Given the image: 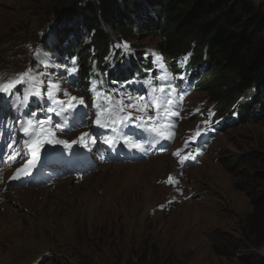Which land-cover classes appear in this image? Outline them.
Returning <instances> with one entry per match:
<instances>
[{"label": "rangeland", "instance_id": "rangeland-1", "mask_svg": "<svg viewBox=\"0 0 264 264\" xmlns=\"http://www.w3.org/2000/svg\"><path fill=\"white\" fill-rule=\"evenodd\" d=\"M75 1L84 2L0 0V69L23 67L22 57L6 60L10 51L22 49L24 38L38 40L47 29L60 27L56 13ZM130 39L139 48L161 50V39L149 31L137 29ZM60 86L68 90L67 84ZM85 99L92 108L91 99ZM184 100L190 117L181 126V138L199 121L198 106L211 99L199 91ZM92 115L93 110L87 117ZM253 117L252 123L226 130L205 158L184 172L170 156L152 154L146 163L104 165L84 179L49 188L0 187L5 199L0 264H244L242 258L264 263V243L257 245L245 230L252 213L254 159L264 156V114ZM137 168L150 172L139 175ZM170 174L184 176L183 185L165 188L162 182ZM19 190L26 195L16 201L10 195Z\"/></svg>", "mask_w": 264, "mask_h": 264}, {"label": "trees", "instance_id": "trees-1", "mask_svg": "<svg viewBox=\"0 0 264 264\" xmlns=\"http://www.w3.org/2000/svg\"><path fill=\"white\" fill-rule=\"evenodd\" d=\"M79 1L84 2L79 5L75 1L56 13L61 26L55 27L60 40L76 36L66 51L72 55L79 49L84 74L88 73L87 60L92 52L97 58L109 53L113 34L127 40L135 29H140L159 36L166 62L192 54L196 71L201 68L203 72L198 89L218 102L220 115L238 100H244L240 105L242 119L236 128L254 121L255 101L264 114V0ZM22 42V49L10 51L14 53L6 58L8 62L21 58L25 45L31 43L26 38ZM246 106L251 107V113L246 112ZM254 162L252 213L246 217L245 230L249 229L260 246L264 243V156ZM241 262L250 261L242 258Z\"/></svg>", "mask_w": 264, "mask_h": 264}, {"label": "snow or ice", "instance_id": "snow-or-ice-1", "mask_svg": "<svg viewBox=\"0 0 264 264\" xmlns=\"http://www.w3.org/2000/svg\"><path fill=\"white\" fill-rule=\"evenodd\" d=\"M51 38L54 44L56 38L54 35ZM113 47L121 49L124 53L131 51L127 42L118 43ZM152 55L154 57L152 63L159 71V75L145 81L148 89L146 94L133 95L119 89L110 91L103 88L104 81L98 77L89 80L88 91L94 94L93 107L96 109L94 123L101 129H110L114 134L103 139V143L110 147L122 141L132 150L147 153L161 141L174 139L175 124L173 120L179 116L180 102L184 96L179 84L175 81H182L184 77L169 71L161 56L155 53ZM105 60L108 61L109 57H105ZM178 63L182 65L183 62ZM41 68L50 69L51 59L37 54L36 68H28L13 76L0 77V81H6L0 82V94L6 97L4 103H10L18 113L27 109L30 98L35 97L40 102H48V106H41L39 111L60 117L58 123L52 121L51 115H46L45 119H36V112L28 113V118L22 121L18 117L20 131L26 139L19 141L12 138L10 142L5 143V149L10 150L6 152L7 161L17 163V158L25 154L28 159L20 168L16 169L10 179H19L22 175H30L28 169L35 165L39 151L45 144H58L63 145L65 149H71L74 144H80L87 148L89 143L91 145L97 143V138L87 132L81 133L77 139L72 141L59 139L55 135L57 129L71 131L72 128L68 127L69 117L74 116L78 105H85L82 96L72 95L60 86L63 76H75L79 72L77 58L72 57L70 63L65 64L59 73L44 72L41 71ZM92 72L96 73L95 62H93ZM133 82L135 81L129 83ZM18 86H24V91L19 95L17 94ZM61 96L65 98L62 99ZM199 111L197 109V112ZM202 123L207 124L209 121ZM133 124L136 129L150 133L151 137L147 141H142L136 138L135 133L128 134L123 131L124 128ZM9 135L12 136L11 129ZM202 135L203 131L197 130L192 139H198ZM117 136L120 137L119 140L116 138ZM190 143L191 141H185L184 148H188ZM164 150L166 149L162 146L161 151ZM181 152L182 149H178L173 155L178 158V165L184 166L186 161L194 160L196 155H199L200 149H197L195 154L187 152L185 155H181ZM166 183L178 185L179 181L169 175Z\"/></svg>", "mask_w": 264, "mask_h": 264}, {"label": "bare ground", "instance_id": "bare-ground-1", "mask_svg": "<svg viewBox=\"0 0 264 264\" xmlns=\"http://www.w3.org/2000/svg\"><path fill=\"white\" fill-rule=\"evenodd\" d=\"M34 106L35 105H33L32 106V108H34ZM150 162V161H149ZM139 164H141V163H139ZM142 168V167H141ZM141 168H137V170H138V173H139V175H141V174H143L144 172H150L147 168H143V169H141ZM59 174H56V175H51V176H47V175H44V176H37V180H35L34 182L35 183H32V184H37V182H44V181H48V179H53V181H56V179H58L59 178ZM146 179L144 178V177H142V181H145ZM15 195H10V196H12V198L13 199H15L16 201H19V199H24V197L23 196H25L26 194L25 193H23L22 191H17L16 193H14Z\"/></svg>", "mask_w": 264, "mask_h": 264}, {"label": "clouds", "instance_id": "clouds-1", "mask_svg": "<svg viewBox=\"0 0 264 264\" xmlns=\"http://www.w3.org/2000/svg\"><path fill=\"white\" fill-rule=\"evenodd\" d=\"M156 157H161V156H159V155H157ZM205 157H203L200 161H202L203 159H204ZM172 159V158H171ZM147 161H143V162H139V163H146ZM131 164H134V163H131ZM130 164V165H131ZM198 165V164H197ZM194 166H196V165H194ZM192 167V166H191ZM189 169V168H188ZM166 188V187H165ZM170 189V188H169ZM192 197H194V195H189V198L191 199ZM166 210L168 209V211L167 212H169V208H165Z\"/></svg>", "mask_w": 264, "mask_h": 264}, {"label": "built area", "instance_id": "built-area-1", "mask_svg": "<svg viewBox=\"0 0 264 264\" xmlns=\"http://www.w3.org/2000/svg\"><path fill=\"white\" fill-rule=\"evenodd\" d=\"M246 255H247V253H246Z\"/></svg>", "mask_w": 264, "mask_h": 264}]
</instances>
